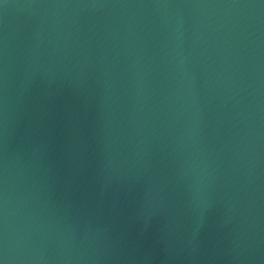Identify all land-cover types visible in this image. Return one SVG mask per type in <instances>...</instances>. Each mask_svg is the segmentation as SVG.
<instances>
[{"label": "water", "instance_id": "95a60500", "mask_svg": "<svg viewBox=\"0 0 264 264\" xmlns=\"http://www.w3.org/2000/svg\"><path fill=\"white\" fill-rule=\"evenodd\" d=\"M4 264H264V0H0Z\"/></svg>", "mask_w": 264, "mask_h": 264}, {"label": "clouds", "instance_id": "9594fccd", "mask_svg": "<svg viewBox=\"0 0 264 264\" xmlns=\"http://www.w3.org/2000/svg\"><path fill=\"white\" fill-rule=\"evenodd\" d=\"M0 264H4V262L2 260H0Z\"/></svg>", "mask_w": 264, "mask_h": 264}]
</instances>
